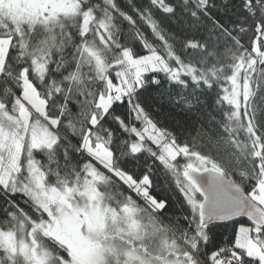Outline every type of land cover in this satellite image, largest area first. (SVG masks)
<instances>
[{
  "label": "snow or ice",
  "instance_id": "obj_1",
  "mask_svg": "<svg viewBox=\"0 0 264 264\" xmlns=\"http://www.w3.org/2000/svg\"><path fill=\"white\" fill-rule=\"evenodd\" d=\"M0 264H264V0H0Z\"/></svg>",
  "mask_w": 264,
  "mask_h": 264
},
{
  "label": "trees",
  "instance_id": "obj_2",
  "mask_svg": "<svg viewBox=\"0 0 264 264\" xmlns=\"http://www.w3.org/2000/svg\"><path fill=\"white\" fill-rule=\"evenodd\" d=\"M118 2L121 4L122 7H126L127 0H118ZM138 2L146 3L147 0H138ZM125 27H127L125 25ZM166 27L171 30L172 32H180L181 25L178 20H172L166 22ZM147 31V29H145ZM161 92L165 91L164 89L160 90ZM146 97L150 101L159 102V92L150 90L148 93L145 94ZM209 103V105L212 104V98L211 97H204ZM169 111H172L171 108H168ZM211 108H201L200 106H196L193 108L191 112H184L181 111V109L178 107L175 109V112L177 113L175 115V119H167L165 120V124L170 129H175L179 131L182 135L188 136V134H191L192 136H195L196 130L199 127L200 123H205V127H207V115L206 113L211 112ZM179 122V123H177ZM159 167V166H158ZM155 194L159 197H166L169 199L173 209H176L182 200V196L179 193V191L175 188V185L171 182L170 179L166 178L163 174V171L161 170L159 172V176L156 181V187L154 190ZM231 229H221L218 230L217 236L218 239L223 238L224 240L228 239V237L231 235Z\"/></svg>",
  "mask_w": 264,
  "mask_h": 264
}]
</instances>
